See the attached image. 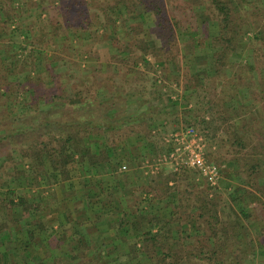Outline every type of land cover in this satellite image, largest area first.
Here are the masks:
<instances>
[{"label": "trees", "instance_id": "obj_1", "mask_svg": "<svg viewBox=\"0 0 264 264\" xmlns=\"http://www.w3.org/2000/svg\"><path fill=\"white\" fill-rule=\"evenodd\" d=\"M7 1L0 0L7 36L0 40V264H255L246 259L258 247L256 264H264V14L258 15L264 0H185L181 12L194 6L207 16L199 33L183 17L171 25L161 0H49L63 21L49 17L24 44L11 38L22 34L16 9L24 4ZM72 10L87 23H71ZM249 26L262 31L255 35L260 45H246ZM90 27L101 40L108 34L116 49L110 65L119 68L110 76L101 74V63L62 65L66 33L90 38ZM181 30L188 34L185 54L199 47L212 60L209 86L203 77L196 84L189 78L184 91L203 96L200 110L209 117L201 123L215 122L227 136L219 139L233 162L227 172L251 187L226 191L238 211L232 219L197 180L198 169L139 172L143 157L160 163L173 147L150 140L165 108L128 92L144 68L160 59L172 64ZM93 42L82 44L79 55L96 57ZM239 51L251 62L233 61ZM121 69L126 80L117 83ZM165 101L172 103L169 95ZM246 223L259 224L258 247Z\"/></svg>", "mask_w": 264, "mask_h": 264}, {"label": "rangeland", "instance_id": "obj_2", "mask_svg": "<svg viewBox=\"0 0 264 264\" xmlns=\"http://www.w3.org/2000/svg\"><path fill=\"white\" fill-rule=\"evenodd\" d=\"M31 1L30 4H28ZM146 2H155L156 0H145ZM159 2V0H157ZM185 0H161V3L165 6L166 9V15L169 18V22L171 25L172 20L175 18H182L188 22L189 25L193 24L195 25V29L197 26H199L200 19L207 17L202 12H195L193 8H186L182 11V7H185L184 4ZM8 2L7 0H3V3ZM21 2L24 4V7L17 8L18 15H20V21L23 23L24 27L21 29L22 34L19 36H11L13 41H16L17 43H28V40L26 42H23V37L26 36H36L38 34V31L43 27V25H47V19L49 17H55L59 20V22H62V15L60 13V8L57 6V2L50 3L49 0H21ZM26 4V5H25ZM159 5V4H157ZM261 11H258V15L264 14V5L261 6ZM243 12V11H242ZM241 12V13H242ZM71 23L78 22L79 25H85L87 23L86 18L84 17H78L77 13L75 11H71ZM174 16V17H173ZM247 16V15H246ZM264 17V16H263ZM1 20V19H0ZM62 20V21H61ZM246 21H250L247 19ZM21 22H18L17 25L21 24ZM2 25V21H0V26ZM192 26H190L191 28ZM193 29V28H192ZM247 35L245 36V43L248 45V47H252L253 45L256 46V44L260 45L261 40H258L255 35H259V37L262 36V31L260 29L254 30L252 27H248ZM67 31V30H66ZM90 31V38L89 36L86 37L82 33H78L76 36L68 31L66 33V40L64 44L68 45L69 49L66 54H63L65 58L70 61L68 64V61H66L62 65H69L73 66L72 60H77L78 62H81V65L86 68H92V67H99V64L101 63V74L110 76L112 75V71L115 67L119 68V66L116 64L110 65V57L111 54L115 52V48L107 41V35H103L105 37L104 40H101L99 35L101 32H97L95 28L90 27L88 29ZM195 31V30H191ZM196 32L199 33L200 29L199 27L196 29ZM142 31L140 30L139 33H137V37H143L141 34ZM181 35L178 38L179 41V47L181 49L179 55H177L174 58V61L170 65H165L162 60L160 59L158 62H154L151 64L152 66L150 68H144V74L142 75L140 80H137L134 84V87L136 90H132L128 92V96L130 94L133 95L134 99H144L149 100L152 103L156 104L157 109L159 108L161 111L165 110L168 112L167 114L163 115L159 122L155 124L156 128L152 129V133L156 132L150 140L152 141L153 145L156 143L158 145V148H164L167 149L169 146L173 147L174 145V138L173 135L175 133H186L189 132L190 134H193L194 137H199L203 156L205 161L208 164H213L218 168V177L214 180H209V178L204 175H199L200 178H197L199 182H201L203 186L206 187L207 190H210L212 193L215 192L216 197L219 199V209L220 213L224 217H228L229 219H232L234 216V213H238L237 207H235L229 200L227 192L228 189L233 185L241 186L244 189H250L248 181H243L242 177L232 178L227 170L229 169V166L232 161H230V157L226 153L228 147L225 146L221 148L219 139L221 137L226 138L225 134L222 131H216L215 122L209 126H205L202 124V120H208V115L201 112V103L200 100L203 98V96H198L197 94L193 93L191 97L187 96L188 92H185V81L186 79L191 78L193 83H197L200 81V79L203 77V84L208 85L210 84L209 78L211 77V64L212 60L210 55L204 56L205 49L201 48H193V52L191 55L185 54V50H183L184 44L188 39V34L185 33L184 30H181ZM136 34V33H135ZM114 36L121 37L119 33L115 34ZM5 37H7L5 34L1 33L0 30V40H4ZM25 40V39H24ZM93 41H97V44H93L91 46L92 51L96 52V57L98 59L96 60L94 58L88 57V55H79V51L83 50L84 46H81L82 44H89L94 43ZM155 42V41H154ZM55 45V44H53ZM51 46L49 48V53L51 54L52 51ZM7 54H12L11 48H8ZM182 53V55H181ZM6 54V55H7ZM245 53L244 52H237L232 57V60L238 63H244L247 59L244 58ZM247 62H251V58L248 57ZM125 59V58H122ZM186 60H188L186 62ZM153 60H151L152 62ZM193 63V65L190 63ZM124 69L120 70V74L118 78L114 77L115 81L117 83H122L126 80L124 73L122 72ZM207 73V74H206ZM122 74V77H121ZM206 74V75H205ZM192 75V76H190ZM230 74H227L226 77H230ZM167 77V78H165ZM198 77V78H197ZM125 78V80H124ZM231 78V77H230ZM124 80V81H123ZM157 80L156 84L158 86H153L154 81ZM217 88L220 87V81L218 80L216 82ZM125 89L128 88L127 85H123ZM134 89V88H133ZM129 90V89H127ZM160 93L161 100L156 99L157 95ZM185 94V97L183 95ZM169 95L172 99L171 104H167L165 101L166 96ZM245 95V94H244ZM241 99V97H239ZM238 98V99H239ZM246 103L249 102V99L245 101ZM165 106V107H164ZM258 106L261 107V102L258 103ZM134 104L129 106V111H132L134 109ZM163 108V109H162ZM203 110V108H202ZM255 116V115H254ZM251 121H253L252 115H250ZM256 122H254V125ZM189 136V134H188ZM192 136V135H190ZM143 141V139H141ZM168 153L167 151H165ZM164 152V153H165ZM165 153V154H166ZM165 154H162L165 155ZM162 158V157H161ZM160 158V159H161ZM141 165L139 166L140 169V175L142 177H147L149 174H155L158 171H162L163 173H167L168 171H172V165L168 162L166 163H159L157 157H151L146 158L143 157L141 159ZM233 163V162H232ZM125 167L128 168V163L124 164ZM125 169V168H124ZM121 168V170H124ZM156 171V172H155ZM71 175H74L72 173ZM75 178V177H74ZM196 180V181H197ZM0 190H4V188H0ZM211 193V194H212ZM247 230L249 229V234L253 237L254 244L257 245V241H259L258 232H259V224L256 226H250L249 223H246ZM258 247V245H257ZM257 254L249 255L246 259L247 261H253L255 264L261 259L262 256V248L259 247L256 248ZM250 263V262H249Z\"/></svg>", "mask_w": 264, "mask_h": 264}, {"label": "built area", "instance_id": "obj_3", "mask_svg": "<svg viewBox=\"0 0 264 264\" xmlns=\"http://www.w3.org/2000/svg\"><path fill=\"white\" fill-rule=\"evenodd\" d=\"M172 138H174L173 148L162 156L160 164L168 162L172 165L173 170L181 166L194 167L206 178L208 177L210 181L217 179L218 168L205 161L199 137L196 138L193 134L186 132L184 134L175 133Z\"/></svg>", "mask_w": 264, "mask_h": 264}]
</instances>
